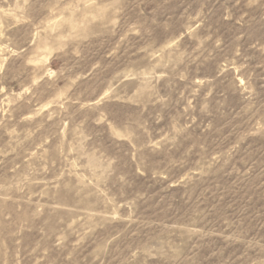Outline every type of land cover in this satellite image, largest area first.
Returning a JSON list of instances; mask_svg holds the SVG:
<instances>
[{
  "label": "rangeland",
  "instance_id": "rangeland-1",
  "mask_svg": "<svg viewBox=\"0 0 264 264\" xmlns=\"http://www.w3.org/2000/svg\"><path fill=\"white\" fill-rule=\"evenodd\" d=\"M0 264H264V0H0Z\"/></svg>",
  "mask_w": 264,
  "mask_h": 264
}]
</instances>
